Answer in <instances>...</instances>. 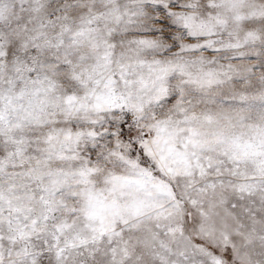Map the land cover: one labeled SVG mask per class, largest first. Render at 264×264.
<instances>
[{
  "label": "snow or ice",
  "instance_id": "obj_1",
  "mask_svg": "<svg viewBox=\"0 0 264 264\" xmlns=\"http://www.w3.org/2000/svg\"><path fill=\"white\" fill-rule=\"evenodd\" d=\"M0 264H264V0H0Z\"/></svg>",
  "mask_w": 264,
  "mask_h": 264
}]
</instances>
